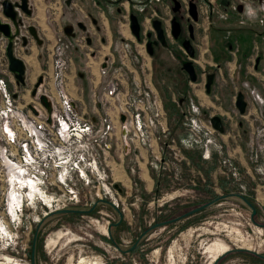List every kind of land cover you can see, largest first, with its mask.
Returning a JSON list of instances; mask_svg holds the SVG:
<instances>
[{
  "label": "rangeland",
  "instance_id": "rangeland-1",
  "mask_svg": "<svg viewBox=\"0 0 264 264\" xmlns=\"http://www.w3.org/2000/svg\"><path fill=\"white\" fill-rule=\"evenodd\" d=\"M81 1L85 3L68 10L60 6L61 0H31L34 10L27 22L38 27L42 38L47 29H60L71 20L82 19L90 25V15L97 23L106 22L92 0ZM205 9L201 4L194 28L198 37L192 43L196 81H188L181 70L182 61L158 49L163 60L151 59L148 86L151 90L155 86L159 93L167 120H161L155 129L149 124L142 136L140 131L129 129L126 142L123 138L112 141L105 158L104 182L109 187L105 195L100 187L99 195L107 201L112 196L121 212L120 224L113 225L119 216L107 202L95 203L96 180L78 186L79 202L56 203L30 188H17L21 194H15V188L0 181V264H31L35 232L34 264H77L82 258L97 264H212L215 258V264H264L253 255L264 254V12L257 10L251 25L248 21L237 23L235 15L223 22L217 20L218 28L209 29ZM240 19L249 20V13L243 12ZM109 21L117 32L116 21ZM47 45L45 39L36 50L17 46L16 53L28 64L32 81L46 69ZM104 46L99 58L112 52V47ZM77 63V77L86 73L92 79L95 65L90 55H81ZM0 71L8 89L20 96L18 102L29 100L28 88L16 87L12 74H3L1 65ZM207 74L213 78L209 93L204 90ZM79 85L85 88V98L91 94L84 80L80 79ZM238 94L244 102L242 113L235 106ZM186 116L192 120H185ZM213 116L220 117L222 132L212 128ZM113 121L118 133V121ZM239 122L243 124L241 131ZM125 145L132 161L111 169L107 163L111 152L115 159L122 157ZM140 146L147 149V156L138 158ZM144 168L150 186L141 177ZM121 181L123 185L128 181V187L115 188ZM237 194L246 197L255 214ZM209 201L199 211L155 226ZM61 209L76 211L43 218ZM216 243L228 248L214 258L209 248Z\"/></svg>",
  "mask_w": 264,
  "mask_h": 264
},
{
  "label": "built area",
  "instance_id": "built-area-1",
  "mask_svg": "<svg viewBox=\"0 0 264 264\" xmlns=\"http://www.w3.org/2000/svg\"><path fill=\"white\" fill-rule=\"evenodd\" d=\"M119 52L118 66L109 61L107 68L100 69L103 88L97 100L105 116L97 119L82 116L73 103L67 88L70 55L65 47H53L52 75L42 77L35 97L24 104L18 102L0 74V181L15 188V194H21L17 188H30L53 203L79 202L78 186L96 180L95 196L101 198L100 187L105 189L104 195L109 187L104 182L103 166L112 141L123 138L125 143L129 129L140 131L142 136L149 124L155 129L161 120H167L161 97L149 88L148 80L134 81L131 93L122 88L127 57L124 51ZM5 71L3 68V74ZM39 94L46 97L49 113L38 101ZM113 120L118 121L119 137L115 136ZM185 120L192 118L186 116ZM109 199L116 206L111 195Z\"/></svg>",
  "mask_w": 264,
  "mask_h": 264
},
{
  "label": "flooded vegetation",
  "instance_id": "flooded-vegetation-1",
  "mask_svg": "<svg viewBox=\"0 0 264 264\" xmlns=\"http://www.w3.org/2000/svg\"><path fill=\"white\" fill-rule=\"evenodd\" d=\"M10 1H16V0H10ZM92 1L93 4H96V6L99 9H101L102 13L106 16V21L108 22L109 26H111L109 19L111 20L114 19L117 23V32H115V29L114 30L112 29L113 36H117V37L116 39H114V42H112V44L108 46L109 48L112 47V52L108 53L107 55H103L101 59V64L99 66V73L101 68H107V66H109V61H112L114 63V66L119 65L118 62L119 61L118 58L120 56L119 51L125 52L127 57L126 61H128L130 58L139 59V66L141 62V69L143 70L145 68L143 66L144 62L147 59L150 60V62L151 59L152 60L155 59L156 61L158 60L159 62L160 60L161 61L163 60L162 59L163 57L158 56L156 52L158 49H161L168 51L171 56L182 61L181 70L187 75L188 78V74L182 68V64L184 62L191 61L194 67L195 75L197 74L196 73L197 68L193 62L194 60L193 57L195 56V52L192 47L193 46L192 43L193 41L194 42L197 41V37H198L197 36L198 33L195 31L194 28L197 21H199V7L201 4H205L207 8L205 9V13H207L206 18L208 19L206 28L209 29L218 28L215 27V22L217 20L222 19L223 22V20L228 19L229 17H234L235 15H238L237 23L246 24L245 21H248L249 25H251L257 19L256 18L257 10H261L262 12H264V0H217L218 4L217 3L215 4L213 0H176L178 2L176 10H173V8L175 7L173 0H98V1L92 0ZM60 3H61L60 6L62 8L69 10V9H73L74 5L76 4L83 5L85 2L81 0H61ZM189 3L195 4L196 12H197L196 21H193L192 17L188 12ZM29 8L31 10L29 16H26L23 13L19 12L18 18L21 20V25L19 27V36L14 37L12 40V52L19 59L21 58L16 53L17 46L20 44L21 47L24 48L27 44V37L32 36L28 32L27 28L28 26H33V25L25 23L24 21L25 17L29 18L32 16L33 9L31 7ZM243 12L249 13V20L240 19V15ZM216 14L219 16H216ZM132 17L135 19V21L138 24V36L134 35L131 29ZM0 18L3 21H6V19H4L3 17ZM153 20H158L160 22L164 43H161L160 40L157 38V33L154 30L152 24ZM172 21L178 23L176 36H174L172 33ZM90 22L91 24L89 25L82 19H76L75 21L71 20L63 24L61 27L62 36L56 39V42L52 46L51 50L56 44L65 47L69 51L70 62L72 61L73 54L78 52L84 57L85 56L87 57V54L90 55V58H96L97 56H99L98 53H100V49H102L100 47H102L103 45L107 46V42L105 36L102 34L100 23H97L98 21H96V19L91 15H90ZM121 29L124 30L127 34H124ZM35 32L36 35L38 36L36 29ZM96 33L99 34L98 38L94 36ZM22 37H24L25 44H23L22 42ZM97 41L98 44L96 43ZM6 43L7 40L4 37L0 36V58L2 56V60L1 59L0 60L1 62L4 63L3 68L8 73L12 74L11 72H9L7 68V59L5 57ZM147 43L150 44V48L152 50L151 53H148ZM188 44L191 46L190 53H188V50L186 48ZM84 49H86L87 52H84L83 51ZM144 53L146 54V56H144L145 55ZM166 69L167 71L169 70L168 68ZM67 73H68V69H67ZM208 75L209 74H207V76ZM207 76L204 83L205 90H206ZM12 77L14 79V85L16 86L17 80L13 74ZM102 77H103L102 74H100L101 91L103 88ZM125 77L126 74L124 72V78ZM39 78L41 79V81L38 84V86L35 88L36 89L35 94L31 93L30 96L31 98L35 97L37 93V89L43 83V78L41 76ZM37 79L38 78H36L32 86V89L34 88ZM137 81L140 82V79ZM188 81H190L189 78ZM212 82H213V78H211L209 90L212 85ZM18 83L20 85H23L25 83L24 74H23V83L20 82ZM133 83H134V79H133ZM67 88H68V81H67ZM96 97L98 98V96ZM114 187L119 189L118 185L116 184H114ZM99 202H107L108 204L111 203L110 201L103 199V197L98 198L97 202L95 203H99ZM109 205L117 212L119 216L118 220L115 223H113L114 226H117L118 224H120L121 212L117 206L115 209L111 204ZM255 257L264 261V259H261L257 256Z\"/></svg>",
  "mask_w": 264,
  "mask_h": 264
},
{
  "label": "crops",
  "instance_id": "crops-1",
  "mask_svg": "<svg viewBox=\"0 0 264 264\" xmlns=\"http://www.w3.org/2000/svg\"><path fill=\"white\" fill-rule=\"evenodd\" d=\"M28 4H29V7H31L34 10V7H33L31 0H28ZM109 15H110V13H109ZM27 20H31V17H29V18L25 17L24 18L25 23H28ZM30 23L31 22H29L28 24H30ZM32 25L35 27V29L38 33V36H37V39L33 38L32 36L31 37L28 36L27 37V44L25 47L30 49V51L32 50V47H34V49L36 50L38 46L44 45L45 39L47 41H49V45H47V49H49V54L47 53L48 56H47V60H46V69L40 70L43 74H41V75H40V73L37 74V76L35 77V80H36V78H39L40 76L46 77V76L52 75L50 50H51L52 46L55 44L56 39H58V37H61L62 34H61V28L59 29L57 27L55 30L54 29H47L46 34L42 33L44 38L46 37L44 39V38H42L41 34L39 33L38 27L34 24H32ZM100 28H101L102 34L105 36V39L107 42V47H108L110 44H112V42H114V39H116L117 36H113L112 28H111V26L108 25L107 21L101 22ZM96 43L98 44V41ZM229 47H231V46L229 45ZM80 55L81 54H79V52L74 53L73 57H72V61L70 62V65L68 68V91H69V94L73 100L75 107L78 109V111H80L82 116L90 117L92 119H97L99 117L105 116V111H104L103 107L98 103L97 97H96L97 96L96 94H98L101 91L99 66L101 64L102 58H99V56H97L96 58H90L91 63H93V65H95V68H94L95 71L93 70L91 72L93 74V78L89 79V77L86 73L85 74H79L78 73V77H77V73L75 72L74 66L76 65L77 62H81V56ZM21 60L24 64V81H25V83L23 85H20L16 81V87H21L22 89H24V87L28 88L27 90L25 89V91L27 92V96L30 97L31 96V89H32V86H33L35 80H33V81L30 80L29 66L22 58H21ZM41 61H42V57H41ZM77 65H79V63H77ZM143 66L145 68L142 70L141 69V62H140V66H139V59H137V58H130L128 61L125 62V65L123 66V70L126 74V77L123 80H121L122 88H124L125 90H129L130 92H133L134 91L133 90L134 89L133 79H134V81L139 80V79L141 80L142 78H145L148 81L150 79L149 83H151V62H150V60L147 59L144 62ZM96 74H98V76H96ZM97 77H98L99 81L97 80V82H96ZM94 78H95V80H94ZM80 79H81V81L84 80V83H85L84 86H88V85L90 86L89 90H91V94L87 95L86 98L84 97V93H83L85 88L83 89V86L79 85ZM152 87H153V83H152L151 88ZM152 89L155 90V86ZM204 90H205V87H204ZM205 92L206 93L211 92V87H210L209 92H207L206 90H205ZM23 97H24V95H21V98H23ZM19 98H20V96H19ZM30 99H31V97L27 101H30ZM239 126H240L239 128L241 131V127L243 126L242 122H239ZM242 131H244V130L242 129ZM115 136L119 137V134L115 133ZM137 151H138L137 153L139 155L138 158L144 157L143 155L147 156V149H145L144 147L140 146L139 150H137ZM133 152H134V150H133ZM124 153L125 154L122 155V157H117V159H115V156L111 152L110 157L108 158L109 160H107V163L109 164L111 169H112V167H122L123 161L125 164H126V161L127 162L132 161L131 157H130L132 155V153L128 152L126 146L124 147ZM239 158H241L240 154H239ZM142 162L145 164L144 159H142ZM112 164H114V165L111 166ZM144 164H142V166L145 167ZM139 167H140V165H139ZM124 173L126 176L125 180H127L128 179V173L126 170L124 171ZM141 177L143 179H145V181H147V185L150 186L151 179L148 176L147 170L145 168L143 169V173H142ZM127 184H128V181H126V183H124V185L122 184V181H121L120 184L117 183L116 185H120L123 188H127L129 185V184L128 185Z\"/></svg>",
  "mask_w": 264,
  "mask_h": 264
},
{
  "label": "water",
  "instance_id": "water-1",
  "mask_svg": "<svg viewBox=\"0 0 264 264\" xmlns=\"http://www.w3.org/2000/svg\"><path fill=\"white\" fill-rule=\"evenodd\" d=\"M175 7L173 8V10L177 9V5L178 2L176 0H173ZM0 11L3 15V18L6 19V21H3L0 18V36L4 37L7 40L6 43V47H5V57L7 59V68L9 70V72H11L14 77L16 78V80L20 83H23V74H24V64L22 62L21 59H19L18 57H16L13 52H12V40L14 37H18L19 36V27L21 25V20L18 18V14L19 12L23 13L26 16H29L31 13V10L28 6V0H16V1H10V0H1L0 1ZM190 16L192 17L193 21L197 20V12H196V7L194 3H189V10H188ZM153 24V28L157 33V38L160 40L161 43H164V38H163V34H162V29L160 27V22L158 20H153L152 21ZM13 29V30H12ZM131 29L134 35L138 36V24L135 21V19L132 17V22H131ZM177 29H178V23L175 21H172V33L174 36L177 35ZM28 32L33 36V38L37 39V35L35 32V29L33 26H28L27 28ZM22 42L23 44H25V40L24 37H22ZM188 53H190V49L191 46L188 44L186 46ZM147 50L148 53H151L152 50L150 48V44L147 43ZM182 68L186 71V73L188 74V78L190 81H195L196 80V75H195V71H194V67L191 61H187L184 62L182 64ZM212 76L208 75L207 76V82H206V91H209V85H210V81H211ZM41 79L38 78L37 82L34 85V88L32 89L31 93L35 94V88L38 86V84L40 83ZM38 100L40 102V104L46 109V111L49 113L50 112V106L49 103L46 99V97L41 94L38 96ZM235 106L237 107L238 111L240 113L243 112L244 109V102H243V98L241 94H238L236 97V101H235ZM32 111L34 112V110L32 109ZM121 120L124 119V116L120 117ZM49 121V119L47 120ZM210 124L212 126L213 129L217 130L218 132H222L223 131V125H222V121L220 119V117L218 116H213L210 118ZM237 196L245 203L247 204L251 210H252V214H255V208L253 207V205L246 199V197H244L241 194H237ZM212 201H209L205 204H202L200 206L194 207L190 210L185 211L183 214L179 215L178 217H175L173 219L170 220H166L163 221L159 224H155L156 225H165L169 222L178 220L184 216H188L196 211H199L201 209H203L204 207H206L208 204H210ZM111 204L115 209L116 206L112 203ZM94 207V205L92 206ZM92 207L90 208V210L92 209ZM76 210H72V209H61V210H55L52 212H48L46 214L43 215V218L45 219L46 217L53 215V214H61V213H72L75 212ZM264 227V224H262ZM110 228L109 226H107V232L109 234ZM35 237H36V232L34 234L32 243H31V251H30V263L34 264V254H35ZM247 250V249H246ZM255 256L264 259V254H259L257 252H254ZM216 259H214V262H212V264L216 263Z\"/></svg>",
  "mask_w": 264,
  "mask_h": 264
},
{
  "label": "bare ground",
  "instance_id": "bare-ground-1",
  "mask_svg": "<svg viewBox=\"0 0 264 264\" xmlns=\"http://www.w3.org/2000/svg\"><path fill=\"white\" fill-rule=\"evenodd\" d=\"M48 201H49V199H48ZM49 202L46 203L45 202V199L43 198V203H46V205H51ZM227 248H228L227 245L217 244L216 243V244H214V247H210L209 248V251L211 252V256L215 258V255L216 254H220V253L225 252L227 250ZM247 250H249V249H247ZM77 264H97V262L96 261L88 260L86 258H82L80 261H78Z\"/></svg>",
  "mask_w": 264,
  "mask_h": 264
}]
</instances>
